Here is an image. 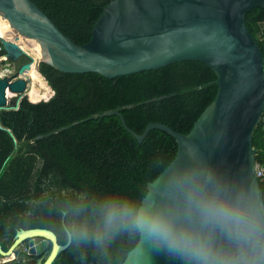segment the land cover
<instances>
[{"label":"trees","instance_id":"trees-1","mask_svg":"<svg viewBox=\"0 0 264 264\" xmlns=\"http://www.w3.org/2000/svg\"><path fill=\"white\" fill-rule=\"evenodd\" d=\"M32 1L67 36L84 44L92 39L95 22L111 0ZM246 18L264 53V8L248 11ZM4 56L5 50L0 52V63L8 62ZM40 72L54 96L38 102L25 96L18 109L0 111V242L4 250L11 247L20 229L48 228L60 244L67 243L54 213L30 204L45 191L70 187L138 196L154 179L156 162L178 150L175 138L164 130L153 129L139 142L120 116L100 114L119 109L140 134L152 122L189 133L218 93L216 73L200 61L176 62L114 79L95 72L66 73L46 62L40 63ZM28 91L32 97H49L48 90ZM254 145L258 162L264 163V117L255 130ZM28 242L6 264H36L40 256L29 254ZM135 245L125 239L117 247L128 254ZM51 249L52 243L44 259ZM53 264L99 261L92 253L81 255L70 245Z\"/></svg>","mask_w":264,"mask_h":264},{"label":"water","instance_id":"water-1","mask_svg":"<svg viewBox=\"0 0 264 264\" xmlns=\"http://www.w3.org/2000/svg\"><path fill=\"white\" fill-rule=\"evenodd\" d=\"M259 7L264 8V0H111L95 22L92 39L84 44L67 36L32 0H0V16L18 34L37 39L40 62L66 73L95 72L114 79L181 61L207 64L217 75L218 93L189 133L152 122L140 134L119 109L99 116H120L139 142L153 129L173 136L178 148L183 139H191L216 158L234 168L244 167L259 179L254 134L264 117V53L246 18L248 11ZM0 43L12 64L23 57L30 59L0 77V111L18 109L29 89L26 76L35 57L17 40L0 36ZM7 89L18 95L13 106ZM25 241H29V254L40 256L36 264H53L70 246L60 244L48 228L20 229L8 250L0 242V256H14ZM50 243L52 249L44 259ZM137 247L121 264H176L162 251L145 245L138 253Z\"/></svg>","mask_w":264,"mask_h":264},{"label":"clouds","instance_id":"clouds-1","mask_svg":"<svg viewBox=\"0 0 264 264\" xmlns=\"http://www.w3.org/2000/svg\"><path fill=\"white\" fill-rule=\"evenodd\" d=\"M154 171L138 196L66 187L30 204L54 213L63 240L99 264H120L127 252L117 245L125 239L138 253L147 245L176 264H264V178L191 139L159 159Z\"/></svg>","mask_w":264,"mask_h":264},{"label":"bare ground","instance_id":"bare-ground-1","mask_svg":"<svg viewBox=\"0 0 264 264\" xmlns=\"http://www.w3.org/2000/svg\"><path fill=\"white\" fill-rule=\"evenodd\" d=\"M2 28H4L5 30H3ZM0 36L6 38V39H11V40H17L19 41L20 37H24L26 38L27 42H29L26 47H24V49H26V51L30 50V46H33V56L37 59H41L42 57V50H41V46L40 43L37 41V39L34 38H27L23 35L18 34L10 25V22L1 17L0 16ZM20 43V42H19ZM22 45V44H21ZM31 53V52H30ZM32 55V54H31ZM35 68V67H34ZM33 68L31 67L30 70H28L27 72V78L29 79V84L32 83V79H33V83L30 85L34 90H45L47 89L46 87V83L45 81L43 82L42 79L40 78V74L38 72H36L35 74H33L32 76L30 75V73H33ZM31 71V72H30ZM42 77V76H41ZM29 86V88H31ZM47 91V90H46ZM44 92V91H42ZM13 93V92H12ZM34 97V96H33ZM38 98V97H37ZM41 99V98H40Z\"/></svg>","mask_w":264,"mask_h":264},{"label":"rangeland","instance_id":"rangeland-1","mask_svg":"<svg viewBox=\"0 0 264 264\" xmlns=\"http://www.w3.org/2000/svg\"><path fill=\"white\" fill-rule=\"evenodd\" d=\"M3 30H5L4 28H2ZM19 42H20V44H22V46H24V47H26V45L29 43V42H27V40H26V38H24V37H20V39H19ZM27 47H28V45H27ZM28 52L30 53V55L32 54L33 55V46H30V50H28ZM8 60V59H7ZM30 61V59H28L27 60V62H29ZM41 61V59H39V58H35V60H34V63H33V65H32V70H33V73L31 72L30 73V75L32 76L33 74H35L36 72H38L39 74H40V78L42 79V81L44 82L45 81V85L47 86L46 88L47 89H45V90H34L30 85L33 83V79H32V83L31 84H29V86L31 87L30 89H32L33 91H35V92H42V91H46V90H48V92H49V97H48V99L46 98V99H40V98H37V97H32V94H30L31 92H29V91H27V93H26V96H28L29 98H30V100H32V101H34V102H38V101H41V100H49L52 96H54V94H55V91L52 89V87H50L49 86V84H48V82L45 80V78L43 77V75L41 74V72H40V62ZM27 62H25V63H27ZM22 63L24 64V61L23 60H19L18 62H14L13 64L8 60V62H6V63H3V62H1L0 63V74L1 75H3L8 69H11V68H13V69H16V70H18L19 69V67L22 65ZM35 67V68H34ZM8 73H10V72H8ZM42 76V77H41ZM17 97H18V95L17 94H15V93H12L11 91H9V93H8V100H9V104L10 105H14L15 103H16V101H17ZM13 257H15V256H13ZM18 256H17V254H16V258H17ZM10 257H2L0 260L2 261V260H7V259H9Z\"/></svg>","mask_w":264,"mask_h":264},{"label":"built area","instance_id":"built-area-1","mask_svg":"<svg viewBox=\"0 0 264 264\" xmlns=\"http://www.w3.org/2000/svg\"><path fill=\"white\" fill-rule=\"evenodd\" d=\"M2 51H4V47L0 43V52H2ZM3 58L7 60L6 54H5V56ZM0 77H2V75H0ZM8 93H9V89H7V97H8ZM257 176H258L259 179L260 178H264V163L258 162V165H257ZM15 258H16V256L13 257V258H9L7 260H2V261L0 260V263L6 264V263H9L10 261L14 260Z\"/></svg>","mask_w":264,"mask_h":264}]
</instances>
